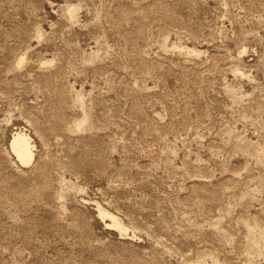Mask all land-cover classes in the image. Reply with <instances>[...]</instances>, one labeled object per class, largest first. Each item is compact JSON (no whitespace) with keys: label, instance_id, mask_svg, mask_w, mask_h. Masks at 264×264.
<instances>
[{"label":"rangeland","instance_id":"rangeland-1","mask_svg":"<svg viewBox=\"0 0 264 264\" xmlns=\"http://www.w3.org/2000/svg\"><path fill=\"white\" fill-rule=\"evenodd\" d=\"M0 264H264V0H0Z\"/></svg>","mask_w":264,"mask_h":264},{"label":"bare ground","instance_id":"bare-ground-1","mask_svg":"<svg viewBox=\"0 0 264 264\" xmlns=\"http://www.w3.org/2000/svg\"><path fill=\"white\" fill-rule=\"evenodd\" d=\"M67 12H68V17L71 20H73L76 17L77 8L75 6L69 7ZM193 51L194 53L197 52L195 50ZM77 102H81L80 96H78ZM87 122H88V115L84 114L82 118H79V120L77 119L74 122V125L78 129L82 130ZM10 147L14 156H16L17 161L21 163V165L29 166L35 161L34 145L32 143L31 137L27 133L23 131L15 133L11 140ZM97 210L100 217L104 221L107 220V225L110 228H117L121 232H127V228L123 224V221H121V219L118 218L119 216L117 217V215L115 216L111 212H108L109 210L107 211V209L102 208L99 204L97 205Z\"/></svg>","mask_w":264,"mask_h":264}]
</instances>
